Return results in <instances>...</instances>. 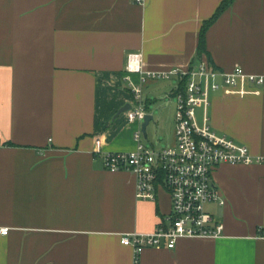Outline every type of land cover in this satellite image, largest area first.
Wrapping results in <instances>:
<instances>
[{
	"label": "crops",
	"instance_id": "1",
	"mask_svg": "<svg viewBox=\"0 0 264 264\" xmlns=\"http://www.w3.org/2000/svg\"><path fill=\"white\" fill-rule=\"evenodd\" d=\"M223 1L0 0V264H135L121 236L154 232L171 195L160 181L154 201L139 200L135 176L104 165L105 153L136 146L138 125L114 120L140 81L127 56L141 53L151 72L207 62L264 76V0H234L206 32L209 56L198 55ZM152 81L150 94L160 90ZM169 81L172 101L180 81ZM210 123L263 157L264 85L214 93ZM211 182L225 201L207 206L223 236L148 247L139 264H264V164H221Z\"/></svg>",
	"mask_w": 264,
	"mask_h": 264
},
{
	"label": "built area",
	"instance_id": "2",
	"mask_svg": "<svg viewBox=\"0 0 264 264\" xmlns=\"http://www.w3.org/2000/svg\"><path fill=\"white\" fill-rule=\"evenodd\" d=\"M137 2L144 4L145 0ZM142 59L141 53H132L127 56L126 64L127 73L140 75L138 83L131 82L132 109L124 119L126 125H138L133 135L135 149L104 154L107 170L128 171L135 176L139 200L154 201L160 181L171 195V211L154 232L121 236V244L134 250L135 264H139V255L148 247L172 250L178 240L184 238H221L224 224L207 208L211 203L225 204L211 182L212 171L221 164H264V156H253L246 145L217 132L210 123L214 93L259 94L264 76L248 74L239 66L229 72L221 71L207 62L188 71L151 72L144 69ZM173 78L180 81L173 93L176 100L175 145L156 150L145 143L141 128L147 115L143 85L150 79L169 81ZM96 144L101 148L102 139L98 138ZM8 232V228L0 229L3 235ZM259 236L264 238V228L259 230Z\"/></svg>",
	"mask_w": 264,
	"mask_h": 264
},
{
	"label": "rangeland",
	"instance_id": "3",
	"mask_svg": "<svg viewBox=\"0 0 264 264\" xmlns=\"http://www.w3.org/2000/svg\"><path fill=\"white\" fill-rule=\"evenodd\" d=\"M152 80L157 81L156 84L158 85V88L160 90L155 91L154 94H150L146 92V90H143V103H147V97L152 101V104H149V107L147 109L145 106L146 112L147 114H150L155 117V120H153L147 128L148 139H145V143L148 146L159 150L175 145L174 109L176 106H173L176 105V101H170V99L167 98L169 93H171L172 91V86L174 84L173 81L150 79L149 82L146 83V85H143V88L146 89L147 84H149ZM129 97H131L130 100H132V96ZM156 99L158 101H156ZM125 116L126 114H123L122 116H120V119H124Z\"/></svg>",
	"mask_w": 264,
	"mask_h": 264
},
{
	"label": "trees",
	"instance_id": "4",
	"mask_svg": "<svg viewBox=\"0 0 264 264\" xmlns=\"http://www.w3.org/2000/svg\"><path fill=\"white\" fill-rule=\"evenodd\" d=\"M234 0H225L222 2V4L217 9L216 13L207 21H205L202 25L201 33H200V39H199V47H198V55H207L209 56V53L207 51L206 47V32L208 29L218 20L220 15L233 3ZM216 69V68H215Z\"/></svg>",
	"mask_w": 264,
	"mask_h": 264
},
{
	"label": "water",
	"instance_id": "5",
	"mask_svg": "<svg viewBox=\"0 0 264 264\" xmlns=\"http://www.w3.org/2000/svg\"><path fill=\"white\" fill-rule=\"evenodd\" d=\"M132 109V104L131 103H127L124 106H122L115 114L114 116V120L118 119L120 116H122L123 114H126L127 112H129ZM155 120L154 117L150 114H147L144 122L142 123V132L143 135L145 136V138H147V128L150 125V123Z\"/></svg>",
	"mask_w": 264,
	"mask_h": 264
}]
</instances>
